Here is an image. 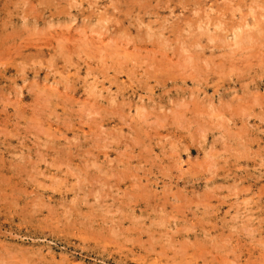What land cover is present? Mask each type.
Instances as JSON below:
<instances>
[{
	"label": "rangeland",
	"instance_id": "1",
	"mask_svg": "<svg viewBox=\"0 0 264 264\" xmlns=\"http://www.w3.org/2000/svg\"><path fill=\"white\" fill-rule=\"evenodd\" d=\"M263 13L0 0V264H264Z\"/></svg>",
	"mask_w": 264,
	"mask_h": 264
},
{
	"label": "bare ground",
	"instance_id": "2",
	"mask_svg": "<svg viewBox=\"0 0 264 264\" xmlns=\"http://www.w3.org/2000/svg\"><path fill=\"white\" fill-rule=\"evenodd\" d=\"M264 14V13H263ZM196 21V20H195ZM114 24V23H113ZM144 26V25H143ZM191 26V25H190ZM218 27V26H217ZM218 30V29H217ZM80 31V30H79ZM108 31V30H107ZM111 42V41H110ZM10 45V44H9ZM105 50V49H104ZM158 52V51H157ZM168 54V53H167ZM253 54V53H252ZM115 55V53H114ZM164 55V54H163ZM112 57V56H111ZM199 64V63H198ZM164 65V64H163ZM154 68V67H153ZM160 71V70H159ZM221 73V72H220ZM178 74V73H177ZM198 80V79H197ZM205 92V91H204ZM193 94V93H192ZM112 98V97H111ZM209 100V99H208ZM202 103V102H201ZM112 105V104H110ZM113 106V105H112ZM121 106V105H120ZM211 111V110H210ZM201 115V114H200ZM121 134V133H120ZM185 153V152H184ZM228 211V210H227ZM114 240V239H113Z\"/></svg>",
	"mask_w": 264,
	"mask_h": 264
}]
</instances>
